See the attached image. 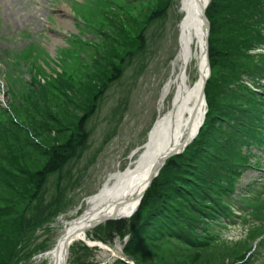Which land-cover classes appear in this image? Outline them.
<instances>
[{"label":"rangeland","instance_id":"374dc122","mask_svg":"<svg viewBox=\"0 0 264 264\" xmlns=\"http://www.w3.org/2000/svg\"><path fill=\"white\" fill-rule=\"evenodd\" d=\"M226 1L228 4H231L232 11H235L237 8L236 4H238L237 0ZM159 6V0H148V2L147 0H113V4L110 7L112 9L110 20L107 21L105 28L102 29L100 38L94 36L90 32L85 36V38L94 36L93 38L97 41L91 45L82 46L81 43L75 45L72 40L70 43H66V37H64L63 40L59 42L62 43V45H65L59 48L57 47L54 50H50V48L49 51L52 54H49V51L44 47L43 52L39 54V56L46 62V66L42 67L46 74H50L54 71V76H60L62 79V76L67 75V73L75 71L74 75H77L82 71L78 78V80H80L81 78H86L87 75L93 72L96 68V70L99 71V75H102L100 78H103L105 66L107 65L106 57H108V49L106 46L104 47L102 45V43H105L109 50L115 52L114 55L119 54L117 51L121 50L120 55L122 54L123 56L117 60L115 58L113 62L118 64L121 69H126L124 74L120 77L115 74L111 75L110 79H108L107 88L103 92V95H105L108 87H110L103 104L102 101L99 100L101 97L100 95L98 98L99 101L97 100L95 105L97 107H95L94 111L85 119L83 134L86 137L85 142H83L85 143L84 146H86V149L82 150L84 146L80 148L82 145V143H80L76 151L79 152V154L75 156L76 152L73 151V160L67 162L66 165L62 167L61 171L54 170L55 172L49 176L48 189L45 193V202L48 203L54 196H56V184L60 177L63 198L66 200L67 204L71 202V205L69 206L71 209L69 212L61 215L57 225L55 224V229L52 231L55 237L52 236V233L50 235L54 240L64 231V220H69L76 215L78 216L74 218L81 216L87 208V199L96 195L106 183L109 182L110 178L108 181L107 178L115 174L114 172L116 170V173H118L120 171H125L130 167L132 159L137 158L138 156H134V153L139 148L143 149V146L148 142V133L153 126L154 121H157L160 114L159 98L161 92H163L162 88L168 83V80L171 77L169 74L172 68V59L177 51L179 52V35L177 33V21L179 18H177L178 8L176 0H173L170 10L171 12H169L168 17L162 15V12L157 11L156 8H159ZM178 6L180 8L179 2ZM75 10L78 14H81V8L79 6H76ZM88 11L90 14H93L91 10ZM94 14H99V12H94ZM63 15H65V17ZM153 15H156L157 17L150 20ZM227 18L230 19L229 16ZM138 19H145V22H147L145 23L146 25L150 23L156 26L152 31L146 32V34L140 38V41L134 40L135 42L137 41L136 44H134L135 42L133 41L132 45L120 49L114 38L115 35H118L117 32L120 28L124 29L126 35L130 34V32L135 33L136 28L132 26ZM65 21L67 22V25L64 24ZM75 21L81 23L79 19H75L74 13L70 8L69 0H0L1 58L8 60L11 57V51L14 50V52H16L21 50L20 48H24L29 42H32V40H37V42L50 45V42H52V38L50 39L51 28L65 33L69 38V32L76 31L75 23L78 22ZM229 22V25L232 26L234 20ZM61 25L66 26L65 29L64 27L61 28ZM23 30H27L30 35L24 36V33H22ZM240 37L247 38L244 41H242L243 39H240L239 44L243 53L247 55L249 54V48L251 47V45L248 44V38H250L252 42H254V40L253 38L244 35H240ZM53 40L55 41L58 39L53 37ZM220 42L223 45H229V41L224 38H222ZM232 42L236 43L235 40ZM230 51V56L226 51L222 52L224 56L222 62L220 61L221 59L217 52L214 53L211 51L212 59L222 64V67H224L223 72L225 75L228 74L226 75V84H223L225 75L222 79H217L216 84L209 82L210 87L213 86L214 89L220 90L217 97L223 99L229 97L230 94L231 96L236 94L227 88V81L231 75L235 74L240 69V67H236L240 60V50L230 49ZM94 55L95 57L92 60ZM231 57L234 58L233 61H231ZM228 60L232 62V65H230ZM96 64L99 65L96 66ZM26 67L29 66L26 64ZM197 67L198 61L195 58L189 65L191 82L194 80V77H198ZM0 70L5 72L4 65H0ZM84 70H87L88 73H84L83 76ZM31 72L34 74L33 71ZM214 76L216 75L213 73V77ZM197 79H195V82ZM15 80L16 77H14V81ZM2 85H6L4 75H0V86ZM34 87L35 89L29 88V91L32 92L33 95L31 96V99L36 100L37 98L38 101H41L43 97L35 92L38 88L36 86ZM46 87L50 91V86ZM3 89L6 90V86H3ZM4 94L7 96V99L8 95L6 93ZM50 98H52V96ZM50 98L48 102L49 106H51V113L48 116L44 115V118L47 120L48 124L53 127L54 125L51 123L52 119H58V112H62L60 108L66 107L70 110L72 108V103L69 98H66L61 102L59 101V104H55L58 100L52 103L50 102ZM170 99L171 95L166 99L165 110H168L171 106ZM15 106H19V104L16 103ZM29 109H33V107L30 106ZM13 119L16 120L15 118ZM156 121L154 125L156 124ZM233 122L234 121H232V123ZM61 135L65 136V134ZM67 139L68 136L61 142V144L66 142ZM225 140L226 137H222L220 142H224ZM52 141L54 143L53 135ZM56 141L60 142V139H57ZM44 142L47 144V141ZM217 147V144L212 145L209 154L215 155ZM251 148L248 146H241L240 152L245 156L247 150H251ZM27 154L28 168L32 170H42L54 152L47 150L43 153H38L37 151L32 150L28 151ZM2 156L7 157V154L2 153ZM9 157L12 161L16 159V162L20 161V159L24 160L22 164L17 166L26 167V158L22 157V155H15L12 153ZM246 159L249 161L250 166L247 167V171L243 174L241 179L237 181V183H239V188H243L246 184L253 181H261L264 183V154L259 161L248 156H246ZM255 162H258L260 166L254 165ZM17 166L15 165L14 167ZM221 171L225 173V169H222ZM0 172L2 173V179L0 180V209H6L7 207H4L5 202L12 205L23 201L25 185L24 182L20 180L22 175L8 165L7 160L0 162ZM12 172L17 173L19 175L18 178H13L11 176ZM105 181L107 182L103 186ZM15 185L17 188L15 189V194H12L10 188ZM97 190L99 191L97 192ZM90 194L93 195L87 198V195ZM1 198H3L5 202L2 201ZM152 199L155 198L149 197L147 199L144 205V211L142 209V216H137L135 218L136 221L134 222L133 220L131 222L133 225H131V223L126 224L125 232L119 235L113 230L111 233L114 240L109 241L105 237L98 240L105 243L107 242V245L112 251H115L118 256L115 255L114 252H109L102 248L96 249L97 252L89 253L91 248H85L82 246L78 247L75 245V254L81 257L78 264H110L112 261H116L115 259H118L120 255L123 256L125 252L130 249L131 241L133 243L131 252L134 253L138 245L140 247L141 244V240L137 239L139 238V236H137L139 225L144 218L145 211L149 209V205L152 204ZM249 211L254 215L255 219L259 218L257 228L254 226L252 229V238L249 241L251 245L250 250H247L246 253L245 248H231L230 250L228 245L221 251L213 247L210 249L204 247L205 249L197 250L190 254L189 257L192 260L190 264H264V262H262L264 260V253L259 257V260L253 258L252 255V253H254L253 244L255 241L260 240V236L264 234V197H259L253 200L252 208H250ZM131 219L134 218H130V220ZM248 224V221L245 222L243 219H237V221L231 225V229L228 232V234L232 235L231 239L228 241L230 242V246L233 245V242L236 243V237H246L247 234L245 231ZM116 228H119V223H116ZM131 228L133 232L130 233L132 234L127 233V230ZM94 229L95 228L91 229V231ZM89 233L93 234L91 232ZM217 237H219V234ZM217 241L219 240L217 239ZM235 245L236 247H240V245ZM206 246L211 247L210 244ZM228 250H230V252H228ZM147 256L151 257L150 255ZM136 258L138 259L139 257L136 256ZM152 261L153 259L150 261V264ZM73 263V260L69 262V264ZM34 264H49V260L48 258L39 257Z\"/></svg>","mask_w":264,"mask_h":264},{"label":"trees","instance_id":"16d2710c","mask_svg":"<svg viewBox=\"0 0 264 264\" xmlns=\"http://www.w3.org/2000/svg\"><path fill=\"white\" fill-rule=\"evenodd\" d=\"M101 1L108 5L112 0ZM159 1V8L166 7L165 9H167L171 4V0ZM237 2L236 10L232 11L231 4H228L226 0L213 1L212 9L209 11L210 17L214 21L211 51L217 52L222 62L224 59L223 51H226L230 56V49H239L240 68L245 69L244 71L250 74L253 70H258L260 65L255 66L252 58L245 60L246 54L239 46L240 41L237 37L236 27H250L254 16L258 10H261L260 5L263 0H237ZM228 16L230 19L227 18ZM233 20L235 24L230 26L229 21ZM143 24H145V19H138L132 26L136 28L135 33L130 32L128 35L125 34L123 28H120L117 32L118 35L114 37L118 45L126 46L127 42L140 40L145 30ZM102 25L105 26L104 21H102ZM222 38L229 41V45L221 44ZM234 40L236 43L232 42ZM106 48L108 49V57H106L107 65L103 78H100L102 75H99L96 68L86 78L80 80L78 78L82 71L77 75H74L75 71L67 73V75L62 76V79L60 76L50 79L43 75L46 78V84H43L40 90L35 91L43 97L41 101H38L37 98L36 100L31 99L32 92L29 93L25 87L19 89L12 86V96L19 104V106L12 104L15 116L0 109V162L7 160V164L22 175L20 180L25 185L22 202L11 205L1 198L5 202L4 207L7 208L0 209V264H18L20 261L30 258L35 252L45 249L47 243L39 242L41 236H36V231L42 229L47 222L56 221L57 217L66 212L71 204V202L67 204L63 198V191L60 186L61 177L56 184L57 194L48 203L45 202V193L48 189L49 176L55 172L54 170L61 171L62 167L71 158H74L72 157L73 151H77L80 143H82L80 148L84 146L86 136L83 134V127L85 119L97 107L95 105L100 95L99 100H103L102 95L107 87L108 79L112 74L118 76L117 73L121 70L119 65L113 62L115 52L109 50L107 45ZM42 51L41 49L40 52ZM231 59V61L234 60L233 57ZM32 64L36 66L34 59ZM98 65L96 64V66ZM221 66L222 64L215 61L213 64L214 71L219 70ZM40 69L42 70V68ZM84 73H88L87 70L83 71V76ZM224 79L223 84L225 83ZM46 86H50V91ZM247 94L250 99H256L251 91L248 90ZM51 96L52 98H50ZM49 98L52 103L58 100L55 104H59V101L61 102L66 98H69L72 103L70 110L66 107L60 108L62 112H58V114L62 116L57 114L58 119H52L53 127L44 118V115L48 116L51 113ZM208 101L209 112L206 125L183 154L168 160L160 177L144 196L141 206L132 217L134 219L109 221L94 230L95 236L105 237L108 240L112 238L111 231L113 230L121 235L126 231V224L133 220L135 222L137 216H142V209L144 211L147 199L154 197L155 199H152V204L145 211L144 218L139 225L137 234L139 238L137 239L141 240L140 247L138 245L136 251L132 253L133 243L131 241V247L126 251L139 264H150L152 259L151 264H190L192 260L189 256L197 250L213 247L221 251L228 245L230 250L231 248H245L246 253L251 248L248 238L236 241V243L233 242V245L231 244L233 247L230 246V242L217 241V239H221L217 237L220 224L223 223L220 217L234 218L230 199L235 190V182L244 172L243 168L247 161L244 155L237 152L235 133L226 131V126L223 124L224 116L215 106L220 100H217V94L210 89H208ZM30 106L33 109H29ZM248 109L249 112L252 111L250 107ZM13 118H16L17 121ZM61 134H65V136ZM256 134V132H250V136L255 140ZM67 136L66 142L61 144ZM222 137L227 138L224 143L220 142ZM57 139H60V142L56 141ZM44 141H47V144ZM214 144H217L218 147L215 155H212L209 154V150ZM84 149L86 146L82 150ZM32 150L38 153L47 150L54 152L44 169L32 170L28 168L27 152ZM223 151L227 154L223 155ZM2 153H6L7 157L2 156ZM12 153L25 157L26 167L17 166L22 164L24 160L20 159L16 162L15 159L12 161L9 157ZM77 154L79 152H76L75 156ZM15 165L17 167H14ZM222 169H225V173L221 171ZM11 176L18 178L19 175L12 172ZM1 179L2 173L0 172ZM16 188V185L10 188L12 194H15ZM116 223H119V228H116ZM131 225L133 224L131 223ZM127 231V233L133 232L132 228ZM209 244L211 247L206 246ZM235 244L240 245V247H236ZM72 254L73 258L75 256L74 248ZM135 255L139 257V260ZM80 260V257L77 256L73 262L78 264ZM112 264L125 263L118 259Z\"/></svg>","mask_w":264,"mask_h":264},{"label":"bare ground","instance_id":"6f19581e","mask_svg":"<svg viewBox=\"0 0 264 264\" xmlns=\"http://www.w3.org/2000/svg\"><path fill=\"white\" fill-rule=\"evenodd\" d=\"M183 3L188 9V15L186 17L180 3L182 18L178 24L179 52L173 61V74L163 89L160 114L149 134L148 142L143 149L139 148L134 153V156H138L132 159L130 167L113 174L96 195L87 199L84 213L69 221L61 236L79 232L92 221H98L102 217H127L132 214L138 206L153 168L163 160H168L165 157L173 150L183 149L198 132L201 115L206 112V94L203 96L202 90H207V78L211 74L208 72V54L204 51L205 30L202 25V16L206 14L204 8L210 0H183ZM64 24L67 25V22ZM195 58L198 61L199 77L196 83L191 85L187 68ZM263 80L264 77L259 78V83ZM170 95L173 105L171 99L172 107L165 110V102ZM227 116L231 117V114L227 112ZM83 231L77 240L88 239L86 231ZM45 257L48 258L49 264H63L65 260L63 251Z\"/></svg>","mask_w":264,"mask_h":264},{"label":"water","instance_id":"95a60500","mask_svg":"<svg viewBox=\"0 0 264 264\" xmlns=\"http://www.w3.org/2000/svg\"><path fill=\"white\" fill-rule=\"evenodd\" d=\"M204 10H205V9H204ZM179 150H180V149L173 150V152L167 154L165 158H168V157H170L171 155H173V154L179 152ZM165 161H166V160H163L162 163L157 164V165L155 166V168H154L152 174L150 175L148 186L151 184L152 180H153V179L155 178V176L158 174V172L160 171V168L164 165ZM143 194H144V192L142 193L141 196H143ZM113 218H114V217H112V216H108V217H105V218L99 219L98 221L92 223L91 226H95V225H97V224L100 223L102 220L113 219ZM85 228H86V227L80 229L79 232H75V233L70 234V235L67 236V238H66V241H67V242H66V248H65V260H64V264H66V262H67L68 247H69L70 241L72 240V238H74L75 236H77V235H78L81 231H83Z\"/></svg>","mask_w":264,"mask_h":264},{"label":"clouds","instance_id":"9594fccd","mask_svg":"<svg viewBox=\"0 0 264 264\" xmlns=\"http://www.w3.org/2000/svg\"><path fill=\"white\" fill-rule=\"evenodd\" d=\"M250 51L259 52V51H264V49L257 48V49H253V50H250Z\"/></svg>","mask_w":264,"mask_h":264}]
</instances>
